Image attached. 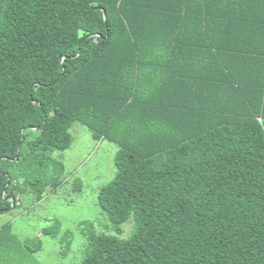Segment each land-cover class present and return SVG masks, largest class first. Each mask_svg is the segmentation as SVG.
<instances>
[{
  "label": "trees",
  "instance_id": "1",
  "mask_svg": "<svg viewBox=\"0 0 264 264\" xmlns=\"http://www.w3.org/2000/svg\"><path fill=\"white\" fill-rule=\"evenodd\" d=\"M75 122L119 147L79 264H264V0H0V213ZM41 249L0 228V264Z\"/></svg>",
  "mask_w": 264,
  "mask_h": 264
},
{
  "label": "rangeland",
  "instance_id": "2",
  "mask_svg": "<svg viewBox=\"0 0 264 264\" xmlns=\"http://www.w3.org/2000/svg\"><path fill=\"white\" fill-rule=\"evenodd\" d=\"M70 133L69 148L55 151L48 164L51 181L61 182L57 190L40 202L34 201L35 194L24 193L21 208L0 213V228L10 223L19 240L31 247L42 245L39 252H28L20 264L81 263L89 244L85 227L89 229L90 224L99 234L116 235L98 204L97 192L116 175L115 157L119 147L108 139H96L80 122L73 124ZM134 224V217L125 222L121 237H130ZM47 227L58 228L59 233L42 234V229Z\"/></svg>",
  "mask_w": 264,
  "mask_h": 264
},
{
  "label": "crops",
  "instance_id": "3",
  "mask_svg": "<svg viewBox=\"0 0 264 264\" xmlns=\"http://www.w3.org/2000/svg\"><path fill=\"white\" fill-rule=\"evenodd\" d=\"M91 133H92V132H91ZM102 140H103V139H102ZM100 141H101V139H100ZM117 152H118V150H117ZM100 188H101V187H100ZM100 188H99V189H100ZM99 189H98V192H99ZM56 190H57V189H56ZM56 190H55V191H56ZM55 191L48 190V191H47V194H45V196H44L42 199H47V197H49V193L52 194V193L55 192ZM98 192H97V193H98ZM42 199H41V200H42ZM34 201L40 202V200H38V199H37V200H34ZM22 206H23V204H22ZM10 211H12V209H10L9 211H7V212H5V213H9ZM57 222L60 223L59 220H58ZM60 227H61V226H60ZM1 228H2V227H1ZM12 228H13V227H12ZM42 230H43V229H42ZM58 231H59V229H56V230H55V232L59 233ZM13 233H14V232H13ZM41 233H42V232H41ZM42 234H43V233H42ZM46 236H48V235H46ZM36 237H38V236H36Z\"/></svg>",
  "mask_w": 264,
  "mask_h": 264
},
{
  "label": "water",
  "instance_id": "4",
  "mask_svg": "<svg viewBox=\"0 0 264 264\" xmlns=\"http://www.w3.org/2000/svg\"><path fill=\"white\" fill-rule=\"evenodd\" d=\"M104 18L106 19V13H105V11H104ZM11 207L9 208V210L10 209H13L14 207H15V205H16V200H15V197H13V196H11Z\"/></svg>",
  "mask_w": 264,
  "mask_h": 264
}]
</instances>
